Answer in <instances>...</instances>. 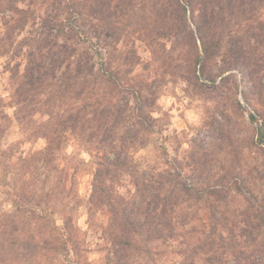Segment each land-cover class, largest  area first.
<instances>
[{
    "label": "rangeland",
    "instance_id": "obj_1",
    "mask_svg": "<svg viewBox=\"0 0 264 264\" xmlns=\"http://www.w3.org/2000/svg\"><path fill=\"white\" fill-rule=\"evenodd\" d=\"M48 1L16 2L21 12L0 15V31L16 30L20 41L29 32L41 30L40 16ZM136 3L133 17L143 20L130 21L127 42L137 50L139 61L133 74L123 72L124 68L120 77L146 81L155 100L149 112L156 131L138 135L127 172L113 179L114 198H131L134 171L155 179L160 173L172 174L177 183L192 190L187 195L176 186L172 233L149 242L133 236L131 245L116 254L105 235L111 224L107 208L89 203L94 165L79 132L63 134L59 149L45 157L46 142L28 139L27 131L15 125L7 137L14 146V159L7 165L6 178L0 175V231L12 232L13 241L0 252V264H264V148L257 144L249 121L251 108L243 97L251 96L248 87L235 71L212 80L182 79L190 50L173 41L163 45L161 30H143L140 25L144 20L149 24L154 16L138 10L140 1ZM64 14L60 12L62 18ZM145 32L155 37L149 41ZM257 32L261 36L256 46L262 51L264 30ZM93 47H97L94 42ZM121 48L123 44L113 55L115 64L121 60ZM6 60L0 58V95L9 102ZM126 92L130 103L124 115L133 116L136 94L130 88ZM81 98L66 99L53 112L80 110ZM117 98L124 104L125 93ZM253 105L264 111V102L253 101ZM30 109L35 115L31 122L25 113L24 128L43 122L39 104ZM162 183L169 190L170 181ZM23 239L30 240L33 250H22Z\"/></svg>",
    "mask_w": 264,
    "mask_h": 264
},
{
    "label": "trees",
    "instance_id": "obj_2",
    "mask_svg": "<svg viewBox=\"0 0 264 264\" xmlns=\"http://www.w3.org/2000/svg\"><path fill=\"white\" fill-rule=\"evenodd\" d=\"M19 1L0 0V15L5 18L8 12L20 13L15 6ZM137 1L138 10L154 16L149 24L144 20L140 25L143 30H161L163 45L173 41L190 50L182 79L212 80L233 71L241 75L251 95L243 94L251 108L249 121L254 124L257 144L264 148V111L253 105V101L257 105L264 102V50L256 46L261 36L257 30H264V0H50L40 16L41 30L29 32L20 41L16 30L0 31V58L7 59L4 72L10 73L11 85L9 102L0 95V175L6 178L7 165L14 159V146L7 137L15 125L27 131L28 139L46 142L45 157L59 149L58 141L67 132L78 131L94 165L89 203L107 208L111 224L105 235L116 254L131 245L133 236L149 242L170 235L176 186L178 191L192 194L188 185L177 183L172 174L166 178L160 173L155 179L134 171L131 198H114L113 179L127 172L130 149L138 144V135L156 131L149 112L155 100L146 81L120 77L124 68L123 72L133 74L139 61L137 50L127 42ZM60 12L66 16L62 18ZM59 26L62 30H53ZM145 36L150 41L155 34L145 32ZM119 44H123L121 60L115 64L113 55ZM129 88L136 94L133 116L124 115L130 103ZM123 92L124 104L117 98ZM75 97H82L80 110L53 112ZM34 104H39L43 122L36 128H24L28 123L23 122L25 113L31 122L35 115L30 112ZM163 178L170 181L169 190ZM11 236L12 232L0 231V252L6 250L5 244L11 246ZM20 241L22 250H33L29 239Z\"/></svg>",
    "mask_w": 264,
    "mask_h": 264
}]
</instances>
